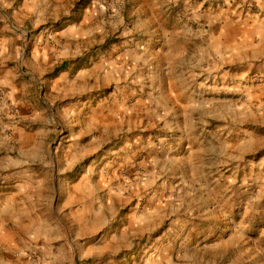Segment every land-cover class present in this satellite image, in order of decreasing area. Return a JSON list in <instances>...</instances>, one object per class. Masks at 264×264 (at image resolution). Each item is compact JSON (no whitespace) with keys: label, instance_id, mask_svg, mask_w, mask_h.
I'll list each match as a JSON object with an SVG mask.
<instances>
[{"label":"rangeland","instance_id":"obj_1","mask_svg":"<svg viewBox=\"0 0 264 264\" xmlns=\"http://www.w3.org/2000/svg\"><path fill=\"white\" fill-rule=\"evenodd\" d=\"M239 1L0 0V264H264V51L204 72Z\"/></svg>","mask_w":264,"mask_h":264},{"label":"crops","instance_id":"obj_2","mask_svg":"<svg viewBox=\"0 0 264 264\" xmlns=\"http://www.w3.org/2000/svg\"><path fill=\"white\" fill-rule=\"evenodd\" d=\"M1 2H5L3 4L6 5L12 4L10 0H1ZM74 3L75 0H23L22 5H24V8L21 10H24V12L26 11L23 14L25 15L24 21L27 20L31 25L35 22L38 26H40L46 25L52 21H57V19L59 18L57 12L58 5H70L71 11L74 8ZM236 5H248L249 7L247 6L248 12L246 13V15L241 16L242 10H240V14L236 13L237 11L235 9H231L229 11V7H223L221 9L217 8V10L219 9L220 11L211 13L209 15V18L210 20H212V22H216V24L221 25L218 33L214 35L217 37V39L215 40V38L213 37V40L219 42L215 44V41H213V50L211 55H213L214 58L211 63L214 62V59H219L221 63H210L208 65V67L204 71L206 75H208V77L212 75L216 76L220 64H222V62H229V60L234 57L233 53L235 51L237 52L246 50L253 47V45H259L260 48L264 51V0H240L238 3H236ZM46 6H50V8L53 9V16L45 14ZM249 10H251L252 12H250ZM32 18L33 20L31 21ZM53 26L54 25H50L48 26V28L37 32V34L35 35V39L42 42L45 37H51L52 35L54 37H57L59 34H67L71 36L77 33V25L75 24L69 23L59 31H54V29H51ZM3 40V43L5 44L3 51L9 54L7 56H10V54L12 53V51L10 50L12 43L14 41L17 42L19 39L8 35L7 37L3 38ZM220 40L222 42H220ZM129 45L132 46L133 42ZM45 47H47V45H44V48ZM41 50L42 48L40 47L38 51H40V54H43ZM128 50H130L129 57L132 59V64H129V67H133L136 71L135 73H137L139 77L142 73V64L140 63V61L142 60L144 63L148 62L150 60L149 54L147 52H140L135 47L134 49L133 47H130L128 48ZM46 52H48V49L46 50ZM7 87L8 90H12L9 86ZM11 95H13V93ZM11 99L12 103H14L15 106H19L20 101H18V97L11 96Z\"/></svg>","mask_w":264,"mask_h":264},{"label":"trees","instance_id":"obj_3","mask_svg":"<svg viewBox=\"0 0 264 264\" xmlns=\"http://www.w3.org/2000/svg\"><path fill=\"white\" fill-rule=\"evenodd\" d=\"M62 68H64V65H62L61 67L57 68V70H61Z\"/></svg>","mask_w":264,"mask_h":264}]
</instances>
